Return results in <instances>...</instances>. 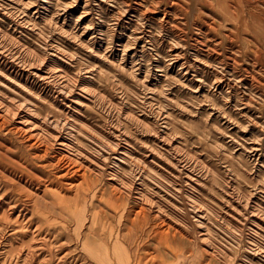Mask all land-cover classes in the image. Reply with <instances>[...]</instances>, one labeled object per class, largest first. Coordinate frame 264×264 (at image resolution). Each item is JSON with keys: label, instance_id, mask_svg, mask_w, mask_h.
Wrapping results in <instances>:
<instances>
[{"label": "rangeland", "instance_id": "rangeland-1", "mask_svg": "<svg viewBox=\"0 0 264 264\" xmlns=\"http://www.w3.org/2000/svg\"><path fill=\"white\" fill-rule=\"evenodd\" d=\"M125 1L0 0V264H264V0Z\"/></svg>", "mask_w": 264, "mask_h": 264}, {"label": "bare ground", "instance_id": "bare-ground-1", "mask_svg": "<svg viewBox=\"0 0 264 264\" xmlns=\"http://www.w3.org/2000/svg\"><path fill=\"white\" fill-rule=\"evenodd\" d=\"M124 4H126L127 5V0L124 2ZM129 4V3H128ZM159 4V3H158ZM168 7V6H167ZM169 7H170V5H169ZM172 7V6H171ZM173 7H176V4L173 2ZM172 9V8H171ZM127 10V9H126ZM125 10V11H126ZM173 10V9H172ZM187 11V10H186ZM89 12V11H88ZM152 11L151 10H148V11H145V13H143L142 15L140 14V16L144 19V16L146 15V14H148V13H151ZM192 12V11H191ZM188 13V12H187ZM198 14V13H197ZM134 15V14H133ZM165 15H167V13L165 14ZM89 16V15H88ZM140 17V18H141ZM199 17V16H198ZM197 17V18H198ZM200 18V17H199ZM244 23H243V27L245 28V30H248L249 28H250V20L249 19H247L246 17L244 18V21H243ZM94 24V23H93ZM200 27V26H199ZM140 41H141V38H137L136 40H135V43H134V45H132L134 48L140 43ZM246 44H248V45H250V42H248V41H246L245 42ZM129 48H131V46H129ZM245 53H247L246 51H245ZM8 54V53H7ZM182 58V56L178 53V54H176L175 55V58H174V63L175 64H179V61H181L180 59ZM190 64V63H189ZM223 64V63H222ZM172 65V64H171ZM195 65V64H194ZM7 66V65H6ZM174 66V65H173ZM183 66V65H182ZM198 66V65H197ZM196 67V66H195ZM8 68V67H7ZM193 67L192 66H190V67H188L187 66V68H185V67H181V69L180 70H182L183 71V73H184V77H186L187 79H190V77H192L190 80H191V83L192 84H194L195 83V85L197 86V89L198 90H200V89H202L203 88V82L201 81V80H197L196 79V77L193 75V76H191L192 74H191V69H192ZM194 70V69H193ZM223 74V73H222ZM198 78V77H197ZM76 81V80H75ZM220 81V80H219ZM222 81H220L218 84H217V87L218 86H220ZM221 88V87H220ZM217 89V88H216ZM219 89V88H218ZM230 90V89H229ZM43 91V90H42ZM231 93V92H230ZM66 94V93H65ZM234 94V93H233ZM12 108V107H11ZM7 109H8V107H7ZM14 109V108H13ZM244 109V108H243ZM8 115H11L12 116V118L13 119H18V120H20L19 121V124H18V126H17V130L16 131H18V132H20L21 134H23L24 136H25V139L26 140H28V141H31L32 143H33V145L31 146V147H33V146H37V145H42L43 144V140L45 139L44 137V135H42V132L39 130V129H41V128H39V126H37L35 123H32V122H30V119H28L26 116H21V113L19 112V110H8L7 112H5L4 110H1L0 111V119H6L7 117H8ZM10 117V116H9ZM47 122H48V120H47ZM57 122V121H56ZM42 126V125H41ZM48 127H50V126H48ZM39 128V129H38ZM51 129V128H50ZM43 131V130H42ZM54 133V132H53ZM22 135V136H23ZM49 136H50V139L48 138V140H50L51 141V139H52V141L54 140V142L55 141H57V142H59V145L61 146V148L62 149H60V150H62L63 152L66 150V149H68L69 148V142L67 141V140H65V139H61V138H59V137H57V136H55L54 134H48ZM44 136V137H43ZM59 136V135H58ZM47 140V139H46ZM49 141V142H50ZM48 142V143H49ZM45 145H47V144H45ZM29 146V145H28ZM71 147V146H70ZM38 148V147H37ZM40 149V148H39ZM44 150V149H43ZM128 152V151H127ZM61 155V154H60ZM62 157V156H61ZM69 158L68 157H66L65 155L63 156V158L61 159V161H65V162H67V164H68V166H69V168H70V170H75L76 172H74V173H76V174H79V175H81V177H79V178H82L83 176H84V174H82V172H86L87 170L85 169V168H83V166L82 165H80L79 167H76V166H78V163H76V162H74V161H72V160H68ZM67 169V168H66ZM72 175V174H71ZM67 176H69V175H67ZM76 176V175H75ZM74 176V178H76ZM70 177V176H69ZM85 178V177H84ZM74 184V183H73ZM83 185V184H82ZM82 189V188H81ZM79 191V190H78ZM85 191H86V189H85ZM83 192V191H82ZM81 192V193H82ZM87 192V191H86ZM78 196V195H77ZM113 196V195H112ZM118 198V197H117ZM120 198V197H119ZM116 199V198H115ZM76 200V199H75ZM74 200V201H75ZM30 201H33V200H30ZM36 201V200H35ZM115 201H117V200H115ZM76 202V201H75ZM35 203V202H34ZM36 203H38V202H36ZM35 203V204H36ZM50 205V204H49ZM57 205V204H56ZM141 206H145V205H141ZM49 207H47V210H49L48 209ZM140 209H139V211H138V216L140 215V216H144L146 213H147V209L145 208V207H139ZM46 211V210H45ZM154 211V210H153ZM3 213V212H2ZM75 214V213H74ZM156 215V214H155ZM146 218H148L147 216H146ZM12 219V218H11ZM145 220V219H144ZM137 221V220H136ZM149 221V220H148ZM17 223V222H16ZM145 223V222H144ZM164 223V222H163ZM96 224V223H95ZM143 224V223H142ZM133 225H134V223H133ZM36 226V225H35ZM148 227V226H147ZM164 229V228H163ZM168 229V228H167ZM166 229V230H167ZM138 230V229H137ZM140 231H141V229H140ZM139 231V232H140ZM153 232H155L154 230H152ZM177 231V230H176ZM132 232H133V230H132ZM152 232V233H153ZM136 233V232H135ZM151 233V234H152ZM138 234V233H137ZM140 234V233H139ZM138 234V235H139ZM157 234V236L159 237V240H165V239H167L168 238V236H169V232H166V231H159V232H157L156 233ZM128 235V234H127ZM132 235V234H131ZM137 235V236H138ZM153 235V234H152ZM183 235V234H182ZM117 236H118V234H117ZM103 237V236H102ZM123 237H124V235H123ZM122 237V238H123ZM135 237V236H134ZM84 238V237H83ZM99 238V237H98ZM105 238V237H104ZM103 238V239H104ZM128 238V237H127ZM57 239V238H56ZM113 239V238H112ZM126 239V238H125ZM133 239V238H132ZM169 239V238H168ZM82 240V239H81ZM81 240H80V242H81ZM115 240V239H114ZM123 240V239H122ZM136 240V239H135ZM100 241V240H99ZM133 240H131V242H132ZM168 241V240H167ZM76 242H78V240L76 241ZM143 242H144V240H143ZM100 243V242H99ZM122 243H123V241H122ZM105 244V243H104ZM125 244V243H124ZM128 244V243H127ZM103 245V244H102ZM108 246V245H107ZM124 246H126V245H124ZM127 246H129V245H127ZM133 246V245H132ZM159 246V245H158ZM92 247V246H91ZM137 247V246H136ZM94 249V248H93ZM99 249V248H98ZM104 249V248H103ZM106 249H107V247H106ZM109 249V248H108ZM92 251V250H91ZM96 251V250H95ZM119 252V251H118ZM98 253H99V251H98ZM95 255V254H94ZM93 255V256H94ZM116 255V254H115ZM117 255H118V253H117ZM120 255H121V253H120ZM135 255V254H134ZM65 256V255H64ZM112 256V255H111ZM138 256V255H137ZM114 257V256H113ZM118 257V256H117ZM87 258V257H86ZM97 258V257H96ZM66 259V258H65ZM131 259H132V257H131ZM138 259V258H137ZM93 260V259H92ZM99 260H100V258H99ZM104 260H106V258L104 259ZM97 261V260H96ZM133 261V260H132ZM60 262V261H59ZM62 262H64V260L62 261ZM100 262V261H99ZM106 262V261H105ZM134 262V261H133ZM137 262V261H136ZM98 263V262H97ZM114 263V262H113ZM117 263V262H116ZM155 263V262H154ZM62 264V263H61ZM102 264H103V262H102ZM108 264V263H107ZM147 264V263H146Z\"/></svg>", "mask_w": 264, "mask_h": 264}]
</instances>
